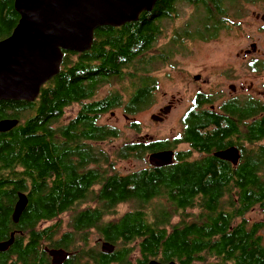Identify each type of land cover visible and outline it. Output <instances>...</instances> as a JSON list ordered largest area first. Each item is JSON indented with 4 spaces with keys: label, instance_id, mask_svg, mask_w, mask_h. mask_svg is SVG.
Here are the masks:
<instances>
[{
    "label": "trees",
    "instance_id": "16d2710c",
    "mask_svg": "<svg viewBox=\"0 0 264 264\" xmlns=\"http://www.w3.org/2000/svg\"><path fill=\"white\" fill-rule=\"evenodd\" d=\"M255 1L264 2L159 0L138 22L96 30L90 51L65 52L59 75L41 89L35 102L1 101L0 121L16 119L19 124L0 133V163L10 173L22 167L33 179L29 209H39L28 214L50 216L56 210H47L48 205L58 206L54 215L61 216L84 199L88 184L101 182L107 204L136 203L135 209L118 219V237L142 238L144 253L179 264H264V220L250 223L245 217L255 207L264 214V100L250 97L241 110L237 105L231 111L223 107L225 115L213 110L190 111L184 119V133L174 142L143 137L124 144L116 154L119 160L146 161L151 152L175 149L181 143L191 147V151L176 153L177 162L167 167L154 168L148 162L147 167L123 175L114 169L109 154L96 152L92 145L120 137L116 128L98 124L101 113L118 106L134 116L150 103L156 88V80L150 83L151 73L160 62L167 64L180 52L186 37L205 42L219 38L222 32L239 26L233 20L241 17L234 15L241 4ZM180 4L201 10L198 21L205 19V23L196 24V36L193 32L183 34L187 30L177 32L157 49L158 55H148L161 38L160 24L173 18ZM19 20L14 0H0V42L11 36ZM132 68L137 72L131 73ZM127 76L138 82L137 93L125 98L115 92L94 100L102 84ZM212 102L204 96L197 100L199 106ZM77 103L83 104L82 113L64 124L65 110ZM132 128L140 131L137 122ZM231 147L240 152L236 166L214 156V152ZM100 161L106 164L105 174L101 169L78 174L87 162L99 165ZM53 177L52 192L41 196L46 178ZM162 197L176 213H169L162 204L151 206L154 199ZM194 209L199 213H191ZM73 210L71 214L78 220L97 219L91 213ZM177 213L181 222L171 225ZM5 215L0 212V234L5 232Z\"/></svg>",
    "mask_w": 264,
    "mask_h": 264
},
{
    "label": "rangeland",
    "instance_id": "374dc122",
    "mask_svg": "<svg viewBox=\"0 0 264 264\" xmlns=\"http://www.w3.org/2000/svg\"><path fill=\"white\" fill-rule=\"evenodd\" d=\"M238 11H235L234 15L238 16L240 14L241 17L238 19L236 17L233 21L239 26L233 27L230 31L222 32L219 38L208 42L201 41L196 37L190 38L189 36L184 39L181 49H179L180 52H177L170 60L174 64L177 63L176 78L171 79L168 77L169 72L172 70L171 67L163 65L162 62L158 64L155 71L151 73V75L157 77V91L153 94L150 103L141 111L134 116H129L123 107L117 106L99 119V125L116 128L120 132V137L114 140L100 144L99 142L92 143L96 152L104 150L110 155L111 161L115 162L113 167L117 172L119 171L124 175L148 166L149 156H147L146 161L119 160L116 154L118 149L124 144L132 140H141L140 138L143 137L148 140H167L172 143L175 138L180 137L184 129L183 114L191 106L193 93L197 89L193 75L200 72L206 73L207 69H204V67H209L211 87L223 95L224 99L230 93L229 85L233 84L238 88L241 85H245V92H249V97L264 100V21L256 18V14L264 15V2H243ZM200 12L201 10L189 4L177 5L176 15L160 24L162 28L161 38L158 45L154 46L148 52V55H158L159 51L157 49L161 50L177 32L187 30L183 34L193 32L196 36V24L205 23V19L198 21L201 16ZM253 13L256 14L253 15ZM253 44L257 45V51L246 55V51L251 50ZM217 66L221 67L217 70V75L213 76L212 72L216 71L211 70L210 67L215 68ZM129 71L131 73L137 72L134 68ZM129 71L126 70L125 72L128 73ZM243 72H247L248 77L238 78L236 76ZM137 83L134 79L130 80L128 76L122 80L119 77L112 78L109 82L100 86L96 98L103 99L115 92L128 98L129 93H134ZM177 92L184 99L181 106H178L169 115L166 123H154L151 119L152 115L157 114L161 108L167 105L169 98H165V93L170 96ZM67 112L68 118L70 116L73 117L75 114H72L73 108H70ZM66 117L67 113L64 115V118ZM133 122L139 124L140 131L136 132L132 128ZM175 149L177 151H187L189 147L180 145ZM197 156L194 153L192 155L194 158H197ZM158 204L166 206L170 210L169 213H176L175 208L165 198L154 199L151 206ZM135 206L136 203L134 201L119 204L118 219L128 211L135 209ZM191 213L198 214L199 210L194 209ZM245 217L250 223L264 220V214L259 207L252 209ZM59 219L70 221L71 217L69 214H64ZM179 222H181V216L177 213V216L171 218V225H176Z\"/></svg>",
    "mask_w": 264,
    "mask_h": 264
},
{
    "label": "flooded vegetation",
    "instance_id": "af4514ba",
    "mask_svg": "<svg viewBox=\"0 0 264 264\" xmlns=\"http://www.w3.org/2000/svg\"><path fill=\"white\" fill-rule=\"evenodd\" d=\"M162 64H168L167 66L172 68L171 72H169L168 74L169 78L173 79L177 77V75L175 74L177 71V63L174 64L172 62H167L166 64V62H162ZM219 67L221 66H217L215 68L210 67L211 70L216 71L212 72L213 76L217 75V70H219ZM208 68L209 67H204V69H207L206 73L200 72L193 75V80L196 82L197 89L193 93V100L191 106L183 114V125L185 116L190 111L213 110L214 112L220 115H225L224 111H222L223 107L226 110L231 111L232 107L234 105H237L241 110V105L243 104L245 106L249 102V92H245V85H241L240 88L233 84L229 85L230 93L228 97L224 99L223 95H221L218 91L211 87V79L209 77L210 73ZM236 76L238 78L244 76L248 77V73L243 72L237 74ZM152 77L153 79L150 80V83L156 80V88L152 90L153 93H155L158 87V80L156 76L152 75ZM137 91L138 88L134 89V93H137ZM223 92L225 93V91ZM179 95V92L175 94L173 93L170 96L168 93H165V98H169L167 101V105L161 108L157 114H155L159 115L162 120H153L154 123L164 124L167 122L169 115L183 103L184 99ZM202 96L211 97L213 99V102L204 104L203 106H199L197 100L201 99ZM94 100H96V96ZM166 107H169V112L167 114H163L162 110ZM70 108H73L72 114H75L73 117L70 116L68 118L67 110H69ZM70 108H67L65 110L64 115L67 113V117L64 118L63 115V117L61 118V121L64 124L67 123V125H69L74 118H76L80 113H82L83 104L77 103ZM103 115L104 113H101L99 115L97 120L98 124L99 119L103 117ZM26 118L27 117H24L22 122H24ZM182 133H184V129ZM100 143L104 142H99V144ZM180 145L188 146L189 150L187 151L192 150L191 147L186 143H181L177 147H179ZM167 150H173L175 152V162L176 153L181 151H177L176 149ZM217 152L220 151L214 152V156ZM152 153L154 152L149 153V155ZM1 164L2 163H0V212H4L6 214V222L5 232L0 234V244L7 243L9 241H12V244L7 248V250L3 252L0 251V254H2L0 255V263L150 264V262L152 261H157L161 264H168L170 262H176H163L153 257V254L144 253L141 244L142 238L134 239L118 237V203L116 205L107 204V200L102 198L103 189H101V185H103V183L95 181V183L93 184H88L87 189L85 188L84 190V199L79 200L80 202L77 203L76 207L72 205L70 208H68V210L66 209L63 211L62 215H70V221L60 220L59 218L62 215H54L58 212V206H56L55 208H53V206H45L46 208H48L47 210H56L55 213L50 216L42 217L34 215L33 217L30 216L28 212L35 211V209H39V207L29 209L30 201L32 200L33 179L25 173V169L22 167H19L20 171L17 173H10L8 171H4L2 169ZM100 169L103 171V174L106 173L105 162L100 161L99 165L87 162L82 170H78V174L83 176L90 170L100 171ZM6 177L7 179H5ZM54 178L55 177L51 179L46 178L45 187L42 190L41 196L47 195L52 192L53 182H55ZM20 194L26 196L27 206L16 221L14 220V213L16 211ZM74 208L79 210L80 212L85 211L91 213L93 214V216L95 215L94 217H97V219L90 220L91 218L88 217V219L85 221L80 219L78 220L71 214L70 210L74 212ZM99 213H104L101 215L102 217L100 216L101 219H98ZM106 245H109V249H111L110 252L104 251V246ZM146 260L147 262L145 263ZM176 263L179 264L178 262Z\"/></svg>",
    "mask_w": 264,
    "mask_h": 264
},
{
    "label": "water",
    "instance_id": "95a60500",
    "mask_svg": "<svg viewBox=\"0 0 264 264\" xmlns=\"http://www.w3.org/2000/svg\"><path fill=\"white\" fill-rule=\"evenodd\" d=\"M158 1L14 0L20 20L11 36L0 42V102H35L41 89L59 75L65 52L90 51L96 30L138 22L142 14L155 9ZM256 18L264 21V15L256 14ZM256 51L257 45L253 44L246 55ZM168 112L169 107L162 110L163 114ZM151 119L162 120L155 114ZM18 124L16 119L1 120L0 133L9 132ZM215 156L234 166L240 158L239 151L233 147ZM174 158L173 150H163L150 154L148 162L154 168H163L172 165ZM26 206L27 198L20 194L14 220L17 221ZM11 244L12 241L1 243L0 251L7 250ZM104 251H111L109 245L104 246ZM150 264L161 263L152 261Z\"/></svg>",
    "mask_w": 264,
    "mask_h": 264
}]
</instances>
